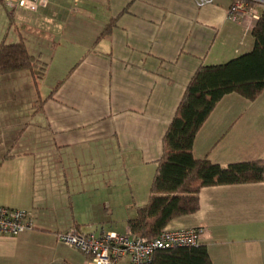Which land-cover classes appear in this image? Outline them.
<instances>
[{
	"label": "crops",
	"instance_id": "0c3cea01",
	"mask_svg": "<svg viewBox=\"0 0 264 264\" xmlns=\"http://www.w3.org/2000/svg\"><path fill=\"white\" fill-rule=\"evenodd\" d=\"M233 1L48 0L30 10L0 0V42L22 39L60 71L42 96H32L30 148L0 140V204L27 209L35 221L32 230L0 235V247L32 236L49 242L70 226L96 234L129 229L196 69L253 46L255 21L229 19ZM22 72L34 87V75ZM192 151L222 165L264 157V90L254 100L224 94ZM198 197L196 211L165 227H206L211 264H264V181L203 186ZM83 261L80 253L63 254L60 264Z\"/></svg>",
	"mask_w": 264,
	"mask_h": 264
},
{
	"label": "trees",
	"instance_id": "16d2710c",
	"mask_svg": "<svg viewBox=\"0 0 264 264\" xmlns=\"http://www.w3.org/2000/svg\"><path fill=\"white\" fill-rule=\"evenodd\" d=\"M251 34L250 50L222 63L200 65L190 78L163 136L147 200L135 206L136 214L128 220L133 234L153 238L172 218L196 211L203 186L264 181V157L222 165L207 156L196 158L192 151L197 131L224 94L254 100L264 90V5ZM37 66L41 72L34 77L40 79L46 63L29 53L22 39L0 42V74L29 69L34 75ZM140 264H211V257L200 242L158 249L150 262Z\"/></svg>",
	"mask_w": 264,
	"mask_h": 264
},
{
	"label": "built area",
	"instance_id": "2783aa9c",
	"mask_svg": "<svg viewBox=\"0 0 264 264\" xmlns=\"http://www.w3.org/2000/svg\"><path fill=\"white\" fill-rule=\"evenodd\" d=\"M10 7H23L36 10L48 0H3ZM210 0H197L203 4ZM249 0H234L227 10V17L234 21L248 19L256 21L261 13L264 1L251 4ZM35 227V221L29 210L0 204V235H18ZM203 226L189 228H164L150 239L133 234L130 229L124 233L105 230L100 234L82 231L70 226L56 233V238L78 249L84 255L83 264H116L123 257L128 263L150 262L158 249L175 246L197 245L207 236Z\"/></svg>",
	"mask_w": 264,
	"mask_h": 264
},
{
	"label": "rangeland",
	"instance_id": "374dc122",
	"mask_svg": "<svg viewBox=\"0 0 264 264\" xmlns=\"http://www.w3.org/2000/svg\"><path fill=\"white\" fill-rule=\"evenodd\" d=\"M2 11L5 16V29H8V20L11 18L4 8ZM51 65L52 63L49 66ZM27 70L29 71V69ZM46 70L47 79L41 83V79L34 77V87L30 83L27 84V80L22 76V71L12 72V74L8 72L0 76V140L12 142L14 148L16 146L19 149H24L27 146L30 148L36 139L33 137L34 130L31 129V127L34 128L31 122L37 109L33 97L42 96L52 79L60 74V71L54 66H46ZM40 72L38 66L34 67V76L39 75ZM15 75L19 78H14ZM3 148V145L0 144V151H3ZM49 239L51 241L47 242L46 238L32 236L24 241L16 240L3 244L0 247V254L5 258L0 260V264H60L63 254H82L78 249L59 241L56 235L55 239L52 235ZM127 262L128 259L124 258L118 264Z\"/></svg>",
	"mask_w": 264,
	"mask_h": 264
}]
</instances>
